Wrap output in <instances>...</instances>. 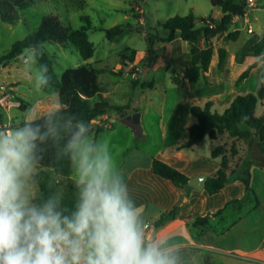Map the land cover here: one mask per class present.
<instances>
[{
	"label": "rangeland",
	"instance_id": "obj_1",
	"mask_svg": "<svg viewBox=\"0 0 264 264\" xmlns=\"http://www.w3.org/2000/svg\"><path fill=\"white\" fill-rule=\"evenodd\" d=\"M257 3L258 7H247V9L254 29L257 33H261L263 29L258 28V23L264 19V0H257ZM190 11L194 13L198 27L203 24L202 17L212 16L216 22H219L223 13L221 7L213 5L211 0H34L33 3L20 9L18 18L13 21L3 20L0 12V57L8 53L16 41L27 37L36 30L44 15H55L67 28H79L90 23L88 35L94 42L95 51L88 59H84L71 43L48 41L45 43V50L52 60L53 68L58 76L68 67H76L87 62L97 67L106 68V71L100 75L102 85L109 90L106 99L111 103L130 102L127 112L120 113L111 110L106 113L113 119L112 127L104 125L105 128L97 133V136L94 133L88 136L89 142L107 145L115 159L117 170L125 179L128 172L135 166L149 168L153 157L162 159L159 149L164 139L159 119L163 103L166 101L165 111L167 113L170 107L169 103L176 102L180 95L183 97L185 95L174 91L168 93L167 87L171 84L174 71L177 69V66L171 61V47L169 49L161 48L158 51L153 49L150 53L148 48L151 41L154 42V47L163 43L161 38L169 34V29L164 26V22L169 17L178 14L185 15ZM116 24H121L122 30L109 37L107 30ZM234 27L235 25L231 24L229 30L232 31ZM241 32V38L237 42L229 41L227 47L242 44L246 37L252 36L246 28ZM216 36L212 39L215 46L225 42L224 39H221V34ZM130 48H135L140 57L137 63L140 64L141 70L137 78H133L124 65L126 60L122 53ZM145 66H150V71L146 75L143 73ZM0 78L14 81L15 92L32 102L45 94L40 87L43 73L32 48L25 49L23 53L18 54L7 65H4L1 68ZM151 83H153L152 86ZM51 95L57 96L54 92ZM166 97L167 99H165ZM201 101L196 103H201ZM224 107L225 105H215L219 111H222ZM56 108L57 106L51 102L47 104L43 112H50ZM263 108L264 104L259 102L256 114H261ZM33 110L36 115H41V109L37 106ZM134 112L141 113L142 135L137 134L135 129L123 120L126 115ZM28 113L29 111H24L14 105L5 110L3 122L9 121V117L12 116L15 120L22 119ZM100 120L105 121V119ZM93 122L94 127L101 124L94 120ZM6 126H9V123ZM0 131L3 130L0 128ZM233 143L237 147L238 153L230 160L232 166L240 156L249 152L251 156L264 161V158L257 152L255 140L251 142L237 140L229 137L226 132L216 139L207 136L200 144L183 150L185 155L183 162L185 165H189L186 171L194 169L199 158L202 161L205 157H211L212 150L220 144L225 145L229 155ZM220 160L221 158L217 159L218 163ZM72 178L74 180L76 178L74 170ZM58 180L56 191L61 194L65 179L58 177ZM28 191L32 199L40 192L39 185L32 176L28 181ZM247 195H250V201L244 200L245 197L241 201L245 203L244 212L253 207L252 205L258 198L261 201V206L257 207L259 218L261 216L259 212L264 210L262 207L264 206V185L259 182L255 191L252 189ZM186 197H183V201L186 200ZM157 208L149 203L138 209L143 224L146 221L151 224L156 222L157 215L154 212ZM233 212L235 214L238 211L233 207L228 209V213ZM175 235L174 233L170 236ZM212 256L219 259L217 264H229L230 257L236 259L235 261L231 259L229 261H232L231 263H235L239 259L241 262L246 260L254 264V261L248 259L251 257L241 251L227 254L229 260L224 257L225 255L219 253H213Z\"/></svg>",
	"mask_w": 264,
	"mask_h": 264
},
{
	"label": "trees",
	"instance_id": "obj_2",
	"mask_svg": "<svg viewBox=\"0 0 264 264\" xmlns=\"http://www.w3.org/2000/svg\"><path fill=\"white\" fill-rule=\"evenodd\" d=\"M33 2L34 0H0L2 19L6 21L15 20L19 16V10ZM211 3L221 7L223 11L219 22H216L212 16L202 17L203 24L198 27L196 24L197 19L192 11L185 15L171 16L164 22V26L169 29V34L161 38L163 42L180 36L190 44V64L184 69L181 78L176 75L173 76L172 84L174 85H185V78L189 80L191 85H195L208 72L216 52L219 56V70L222 71L226 65L227 49L224 46L216 47L212 38L224 33H226L225 40L238 37L239 31H230L229 27L235 16L243 15L246 12L247 2L246 0H211ZM207 18L214 23L213 26L206 21ZM90 26V23H88L79 28H67L62 25L55 15H44L36 30L27 37L16 41L11 50L0 57V64L6 65L9 60L23 53L25 49H34L43 73L42 80L47 79V83L41 81V88L43 90L54 89L58 93L59 103L61 104L59 108L29 120L34 124L43 126L45 123L44 118L52 113L54 114L52 121L60 131L58 139L49 137L44 143L38 142L41 158L35 165L36 170L33 172L32 177L38 183L40 192L33 198V201L41 203L49 197L58 196L61 200V207L66 214H70L74 210L78 194L75 180L72 178L71 154L65 147L70 135L65 131V128L69 126V121L73 130H75L77 123L83 122L89 129V132L86 133L88 137L93 133H99L105 128L103 125L94 127L93 119L111 110L123 113L130 108V102L125 104L111 103L103 96L105 89L100 75L106 71V68L97 67L87 62L76 67L66 68L60 76L56 74L53 68L52 60L45 50V43L48 41L63 44L71 43L84 59H88L95 51L94 42L90 40L88 35ZM120 30H122V25L116 24L107 30V34L112 37ZM151 42L148 48L149 53L154 49V42ZM248 53L258 55L260 58L264 57V36L250 47ZM122 55L133 62L136 59L137 50L130 48L124 51ZM256 64L257 61L249 64L241 72L236 80L237 86L249 75ZM202 83L206 84L207 80ZM152 85L153 83H151ZM13 96L19 101V107L22 110L27 111L31 107L32 103L25 98L16 94H13ZM262 99H264V70L261 85L255 91L237 93L222 111L215 108V100L212 97H208L204 102L191 104L190 113L195 120L187 127V138L179 141L176 148L192 147L202 142L207 136L216 139L227 132L229 137L237 140L242 139L246 142L255 140L257 152L264 158V110L261 114H256L257 105ZM4 112L5 110L0 109L1 121H3ZM25 122V120H22L19 126H23ZM237 153V147L234 143L229 155L224 144H220L212 150V155L214 157L221 155V160L218 169L208 176L204 188L208 193L219 192L235 178H240L244 182L246 193L252 190L250 168L253 164L264 165L263 161L251 156L249 152L244 156H240L235 165L232 166L230 160ZM152 170L155 174L169 180L176 186L190 187L188 185L190 176L163 159L153 158ZM58 177L65 179L63 193L61 194L56 191V186L59 184ZM233 201H241V199ZM179 207L180 205H174L169 210L163 211L156 221V225H161L166 220L174 218ZM210 216V213L197 216L194 224L206 225Z\"/></svg>",
	"mask_w": 264,
	"mask_h": 264
},
{
	"label": "crops",
	"instance_id": "obj_3",
	"mask_svg": "<svg viewBox=\"0 0 264 264\" xmlns=\"http://www.w3.org/2000/svg\"><path fill=\"white\" fill-rule=\"evenodd\" d=\"M248 20H250L253 27L248 9L243 15H237L233 18L232 24L235 27L232 31H239L236 39L225 40L224 36L226 33L221 34V39H224L225 42L219 46H224L228 51L226 65L222 71L218 68L219 56L216 52L208 72L195 85H191L189 80L185 78V85H174L171 79V84L167 87L168 93L174 91L175 93H183L185 96L180 95L176 102H170L167 113L165 111L166 101L163 103L159 125L164 140L159 151L162 154L163 160L182 170L190 177L200 173L213 174L220 165L217 159L221 158V155L214 157L211 152V157H205L202 161L199 158L194 169L186 171L189 165H185L183 162L185 157L183 150L192 148L198 144L181 149H177L176 145L179 141L187 138V127L195 120L190 113L191 104L199 102L200 100L204 102L208 97H212L215 100V105H225L226 107L237 93L255 91L261 85L264 57L260 58L258 55L248 53V51L257 40L264 36V19L258 23V28L263 29L261 33H257L254 27L252 31H249ZM244 28L252 36L246 37L242 44L227 47L229 41L237 42L241 38V31ZM170 47L172 49V52L170 51L172 54V64L177 66L174 75L181 78L184 74V69L191 61L190 44L180 36H177L170 41L163 42L160 46L156 45L154 49L158 51L161 48L169 49ZM139 59L140 57L137 52L136 59L133 62L137 63ZM125 60V67L129 65L126 64L127 62H132L127 58ZM255 61H257V64L251 69L249 75L237 86L236 80L238 76L249 64ZM149 71L150 66H145L143 73L146 75ZM205 80H207V83L203 84L202 82ZM2 81L10 87L12 95H18L15 92L16 87L14 81H8L6 79H2ZM104 89L103 96L106 98L109 90L105 87ZM43 91L45 94L38 97L34 102L25 98L32 105L27 110L29 113L25 114L24 118L16 119V121L12 116L9 117V121L3 122L0 120V128L4 132H10L20 127L19 125L22 120H33L45 114L46 112L44 113L43 109L47 104L52 102L57 108L61 106L58 93L54 89ZM52 92L56 93L57 96H52ZM13 99H16V97L13 96ZM15 102L19 106L17 99ZM259 102L264 104V99ZM35 106L41 109L40 116L36 115L33 110ZM107 116L109 117L108 114H104V117ZM8 123L9 126H6ZM95 135L97 136V134ZM35 170L36 168H34ZM250 170V185L255 191L259 182L264 185V165L253 164ZM124 181L131 198L139 208L149 203L158 207L156 211L154 210V213L157 215L156 221L163 211L169 210L174 205H180L177 215L174 218L166 220L161 225H156V222L152 223L153 238L151 241H156L161 243L163 247H167L176 258V264H217L216 262L219 259L214 258L212 256L213 253L223 254L229 260L226 255L234 251L245 252L251 257L248 259L254 261V264L257 262L264 264V210L259 212L261 216L258 218L257 207L261 206V201L256 198L255 204L252 205L253 207L247 212H244L245 203L241 201H243L242 199L244 197V200L248 199L249 201L251 198L250 195H247L245 184L240 178L233 179L219 192L210 194L205 189L200 190L192 186L186 188L174 185L169 180L155 174L151 164L149 168H142L139 165L135 166L128 172ZM37 195L38 193L34 197ZM184 196H187L185 201H183ZM235 199H241V201H233ZM232 207L238 212H235V214L234 212L228 213V209H232ZM208 213L211 216L206 225L194 224L197 216H203ZM174 233L176 234L175 236H170ZM231 259L233 261L236 260L230 257ZM229 261V264L252 263L246 260H243L245 262H241L239 259L235 263Z\"/></svg>",
	"mask_w": 264,
	"mask_h": 264
},
{
	"label": "clouds",
	"instance_id": "obj_4",
	"mask_svg": "<svg viewBox=\"0 0 264 264\" xmlns=\"http://www.w3.org/2000/svg\"><path fill=\"white\" fill-rule=\"evenodd\" d=\"M53 115L43 126L26 121L0 131V264H176L167 247L146 240L114 157L106 144L88 141L83 122L65 128L78 190L74 210L66 214L58 196L33 201L28 181L41 158L38 142L60 136Z\"/></svg>",
	"mask_w": 264,
	"mask_h": 264
},
{
	"label": "built area",
	"instance_id": "obj_5",
	"mask_svg": "<svg viewBox=\"0 0 264 264\" xmlns=\"http://www.w3.org/2000/svg\"><path fill=\"white\" fill-rule=\"evenodd\" d=\"M247 2V7H257L258 3L257 0H246ZM206 21L213 26L214 23H212V21L207 18ZM248 30L252 31L253 27L251 25L250 20H248ZM4 67V64H0V73H1V68ZM127 70L130 72L131 76L133 78H137L138 77V73L141 70L140 64L136 63V62H129V65L126 66ZM14 105H17V103L14 101L13 99V95L11 92L10 87L2 81V79L0 78V109L3 110H8L11 107H13ZM100 119H105V121H101ZM96 123H101L99 125H105V127H112V123H113V119H111L110 117H104V115L102 116H98L96 117V120L93 119ZM94 123V122H93ZM144 229H145V237L147 241H151L153 238V225L149 222L145 223L143 225Z\"/></svg>",
	"mask_w": 264,
	"mask_h": 264
},
{
	"label": "water",
	"instance_id": "obj_6",
	"mask_svg": "<svg viewBox=\"0 0 264 264\" xmlns=\"http://www.w3.org/2000/svg\"><path fill=\"white\" fill-rule=\"evenodd\" d=\"M140 117H141L140 112H134V113L126 115L123 120L127 124L132 126L135 129V132L137 134L142 135V126H141ZM208 176L209 175L207 173H200L198 175L191 176L188 180V185L202 190L206 186Z\"/></svg>",
	"mask_w": 264,
	"mask_h": 264
}]
</instances>
